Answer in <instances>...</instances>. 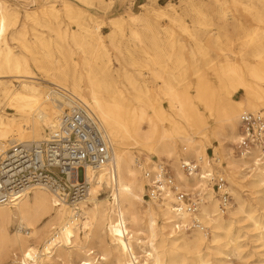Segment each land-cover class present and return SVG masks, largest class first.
I'll use <instances>...</instances> for the list:
<instances>
[{"label":"bare ground","instance_id":"1","mask_svg":"<svg viewBox=\"0 0 264 264\" xmlns=\"http://www.w3.org/2000/svg\"><path fill=\"white\" fill-rule=\"evenodd\" d=\"M234 2L236 13L229 16L226 7H223L220 26L224 31L232 30L237 35H243L246 23L236 16L241 3L239 0ZM174 6L171 4L168 9L162 6L153 10L146 4L141 5L143 12L112 18L111 32L107 34L112 46L121 51L116 44V32L122 31V26L130 22L131 25L143 24L147 33L130 28V37L137 49L145 53L148 47L156 49V38L160 31L155 29L152 20L166 16L179 21L181 15ZM66 10L68 16L77 22L78 29L65 28L60 32L58 27V35L65 42L57 49L62 58L47 50L49 45L41 33L33 32L34 45L39 43L46 48L43 64L42 59L34 55V45L26 41V23L17 27L19 12L1 5L0 107L7 106L19 116L0 114V150H7L17 143L43 140L46 138L43 133L45 129L49 130L48 135L56 128L61 110L58 101H62V98L52 89L55 85L79 97L101 119L113 143L116 175L112 178L108 166L87 167L89 193L76 204L67 202L57 191L43 185L31 188L13 204H0V264H48L54 259H60L62 264H73V261L77 264H180L186 261L185 254H181L180 250L191 255L192 264H210L203 253V246L208 240L200 232L205 228L198 221L213 229V241L217 240L222 230L228 232L229 225L224 223L219 198L207 179L210 172L225 177L226 174L211 167L203 139H208L209 135L216 139L225 150L228 166L234 171L252 172L251 183L255 186H264V156L261 149L254 146L247 153L239 154L241 158H235L232 149L223 143L224 139L230 137V142L236 146L240 139V133L232 123L222 130L213 128L200 135L202 129L209 128L205 117L189 102L188 89L177 91L176 83L184 80V74L177 77L171 74L175 78L172 81L156 68L146 72L135 58L132 60L134 71L124 69L122 73L115 74L103 39L105 35L97 33L101 29L100 24L83 22L80 10L74 11L69 5ZM40 13L45 14L46 9L26 11L25 18L38 24ZM50 13L55 17L58 14L53 5ZM197 13L203 14L200 9ZM245 13L249 14V11ZM260 24L259 18L255 17L245 33V43L251 52H241L244 58L240 64L228 57L222 65L231 74L245 69L246 74L256 79L244 85L246 101H238L234 107H228L227 118L233 119L239 109L254 111L264 106V25ZM10 31L11 37L17 35L18 40H22L23 48L32 52L33 63L45 78L38 77L32 71L26 57L13 54L6 40ZM93 38H97L96 44L90 41ZM195 42L199 44L201 41L195 39ZM126 49L131 53L129 48ZM76 54L80 55V60L75 59ZM88 54L91 58L87 57ZM191 54L194 58V53ZM249 56L254 60L248 59ZM185 61L184 57H178L174 68L184 69ZM151 63L161 65L156 60H151ZM147 74H152L155 82L162 83L166 90L164 94L168 97L167 106L156 105L151 100L153 94ZM42 81L52 84L48 91L42 92L46 86ZM130 89L138 90L136 97L145 102L140 106L126 103L131 109L121 110L118 108L121 104L119 100L128 99L126 92ZM149 111L153 113L152 116ZM182 122L195 133L184 134ZM180 142L183 144L181 149ZM135 150L143 153L147 159L153 155L172 160L179 186L186 192L206 194L197 213L179 214L170 203L147 198L143 165L134 155ZM180 159L196 160L201 166L200 171L190 176L185 174L180 169ZM154 164L148 167L154 168ZM105 187L110 194L100 198ZM241 208L242 205L236 212H241ZM158 219L163 221L161 226ZM193 222L194 233L192 237H187L184 231L189 229L187 226L192 228ZM11 227L15 228V232H11ZM80 233L84 234V241L80 240Z\"/></svg>","mask_w":264,"mask_h":264},{"label":"rangeland","instance_id":"2","mask_svg":"<svg viewBox=\"0 0 264 264\" xmlns=\"http://www.w3.org/2000/svg\"><path fill=\"white\" fill-rule=\"evenodd\" d=\"M239 1L241 6L236 16L242 18L246 23L243 35H237L232 30L228 32L224 31L220 26V16L223 7H226L229 16L232 13H236L234 0H0V10L1 5L5 4L9 9L18 11L19 22L17 27L20 28L23 22L26 23L27 43H29V45H34L33 41L35 37L33 32L41 33L49 45V49L47 48V50H51L54 56L62 58L61 53L57 49L59 46H63L65 42L63 38L58 35V27H60V32L65 28L69 30L78 29L77 22L71 19L67 14L66 6L69 5L74 11L80 10V19L83 22L91 25L100 24L101 29L97 33L105 35L103 39L112 58V67L114 68L115 74L122 73L124 69L134 71L135 67L132 65V60L134 58L141 62L142 66H144L142 69L146 72H149L151 68H156L165 75L166 78L172 81H174L175 78L172 77L171 74H174L176 77L181 73L184 74V80L181 83H176L177 91L183 92L186 89L190 91L189 102L194 108L201 112L207 121V127H209L207 129H202L200 135H203L213 128L222 130L230 123L234 124L237 128V133H240L239 118L241 113L245 110L255 112L264 109V106L254 111L239 109L233 119L227 118L226 116L228 107H234L238 101H246L244 85L254 82L256 79L246 74L245 69H240L242 73L237 71L235 74L234 72L231 74V71H226V68L222 65L228 57L240 64V60L244 58L241 52H245V54L251 52V49H248L245 43L247 39L245 33L247 34L255 17H258L261 21L260 26L264 25V2L260 0ZM146 4L147 7L153 10L159 9L162 6L168 9L171 4H175L176 6L174 7L177 8L181 17L179 21H173L166 16L153 18L152 24L155 26V29L160 31V34L156 38L157 48L148 47L146 48L147 53L138 50L130 37V28H135L147 35L144 31L143 24L131 25L130 22L125 23L122 26V31L118 30L116 32V44L119 45L121 50L118 52V50L112 46L107 35L111 32V19L119 15L127 16V13L131 12H143L144 8H142L141 5ZM52 5L55 10L58 11L56 17L50 13ZM194 6L200 9V12L202 11L203 14L198 15V9H194ZM42 8L46 9V13H40L38 24L26 20V11H38ZM247 10L249 14L245 13ZM185 27H187V31ZM10 33L11 31L7 34L6 40L12 47L13 54L26 57L30 61L32 71L38 77L45 78L43 72L33 63L32 52L23 48L22 40H18L17 35L11 37ZM193 38L201 42L196 44ZM90 41L96 44L97 38H93ZM69 42L70 45H73L71 40H69ZM126 48H129L131 53H129ZM33 50L35 53L34 55L40 57L43 64H45L44 56L46 48L36 43ZM191 52L194 53V58ZM181 56L184 57L186 61L184 62V69L178 70L174 67L176 66V59ZM87 57L91 58V55L88 54ZM195 58L196 61H194ZM75 59L80 60V55L76 54ZM248 59L254 60L251 56H249ZM151 60H156L161 63V65H153ZM147 75L153 94L151 100L156 105L167 106L168 97L164 94L166 90L162 87V83L155 82L152 74ZM42 83L46 85L42 92L45 90L48 91L49 87L52 86V84L46 81H42ZM126 93L129 98L125 101L119 100L121 102L118 107L119 109H131L126 103H131L135 106L144 104V100L136 97V95L139 94L138 90L130 89ZM157 94L159 95L157 96ZM0 112L1 115L5 114L10 117L19 116V114L17 115L14 111L7 109V106L3 108L0 107ZM149 113L151 116L153 115L151 111H149ZM31 117L33 118V116ZM181 125L184 126V134L188 135L189 133H195V131L189 129L188 126H185L184 122H182ZM48 132V129H45L43 132L45 137L48 136ZM194 135L199 137V135ZM203 140L211 167L225 172L232 195V206L226 213H222L225 225H229L228 232L222 230L217 240L213 241V229L209 225H204L198 221L205 228V231H201L200 229V232L205 234L208 240L203 246V253L207 255L210 264H264V186H255L251 183L253 179L251 175L252 172H248V170H244L243 172L232 170L228 166V157L225 154V150L211 135H209L208 139L204 138ZM230 141V137H228L223 140V143L232 149V155L235 158H241L235 143L233 144ZM182 145V142H180L179 149H181ZM134 155L137 157L138 161L143 162V164L140 162L143 167L144 165L150 166L153 165L154 162L156 164L157 161L164 160L171 165L175 173L172 164L173 161L169 160L167 157L152 155L150 159H147L143 153L138 151H136ZM102 192L100 198H105L110 194L109 189L106 187ZM240 205H242L240 209L241 212H236L239 210ZM158 223L161 226L163 223L162 219H158ZM193 225H195L194 222L192 223V226ZM258 226L260 229L257 228ZM187 227L189 228L190 226ZM194 227L195 226L184 231L187 237H192L195 229ZM11 232H15L14 227H11ZM79 236L80 240L84 241V234L80 233ZM69 250L70 249H67V251ZM180 253L185 254L186 260L184 263L181 262L180 264H192L191 255L184 253L183 250H180ZM4 264L6 263L4 262ZM48 264H62V261L60 259H54ZM73 264H77V262L73 261ZM111 264L114 263L111 262Z\"/></svg>","mask_w":264,"mask_h":264},{"label":"built area","instance_id":"3","mask_svg":"<svg viewBox=\"0 0 264 264\" xmlns=\"http://www.w3.org/2000/svg\"><path fill=\"white\" fill-rule=\"evenodd\" d=\"M52 89L62 98L58 101L61 110L56 128L43 140L17 143L0 150V204H13L37 185L51 188L67 202L76 204L89 193L87 167L108 166L112 178L116 175L113 143L101 119L76 95L55 85ZM239 127L238 153L259 146L264 156V110L243 112ZM179 166L189 176L201 169L193 159H182ZM143 174L147 198L170 203L176 213L196 211L206 195L184 191L171 165L164 160L157 161L154 168L144 165ZM207 179L219 198L221 210L227 212L232 206L228 180L213 172L208 173Z\"/></svg>","mask_w":264,"mask_h":264}]
</instances>
